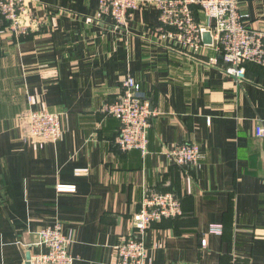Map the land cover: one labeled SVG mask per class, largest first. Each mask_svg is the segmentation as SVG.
<instances>
[{"label":"crops","instance_id":"obj_1","mask_svg":"<svg viewBox=\"0 0 264 264\" xmlns=\"http://www.w3.org/2000/svg\"><path fill=\"white\" fill-rule=\"evenodd\" d=\"M239 1L246 24L264 30V0ZM27 9L43 24L20 37L0 15V264H26L30 248L45 249L39 231L56 223L72 234L71 264H117L115 246L145 194L168 191L183 214L144 234L147 264H264V66L247 63L241 81L227 76L210 46L192 53L164 40L153 5L125 28L98 18L99 0ZM128 78L158 112L146 154L121 150L118 118L101 112ZM30 109L63 114L59 141L27 137ZM184 142L201 145L199 165L167 156ZM212 224L223 232L210 233Z\"/></svg>","mask_w":264,"mask_h":264},{"label":"built area","instance_id":"obj_2","mask_svg":"<svg viewBox=\"0 0 264 264\" xmlns=\"http://www.w3.org/2000/svg\"><path fill=\"white\" fill-rule=\"evenodd\" d=\"M39 2L41 0H0V15L9 32L20 37L39 28L43 20L27 9L29 4ZM147 5L158 10L157 31L164 40L173 41L192 53L210 46L220 54L227 76L241 81L246 78L247 63L264 66V30L246 24L239 0H99L97 16L99 19L109 18L115 28H125L134 13ZM195 8L202 10L208 19L207 24L198 20ZM205 32H210L211 44L204 42ZM212 62L220 64L216 58ZM101 112L118 118L120 131L116 142L121 150L148 152L151 120L158 112L143 93L140 83L128 78L121 96L102 106ZM27 127V137L38 146L57 142L63 135V114L30 109ZM256 134L264 137L263 124L257 125ZM166 154L179 166H196L203 158L201 145L197 142L178 144ZM58 190L70 192L75 188L59 186ZM182 214V202L175 192H147L140 209L132 217V231L115 246L117 264H147L148 247L144 234L153 224ZM209 232L220 234L223 225L212 224ZM38 234V245L45 249L31 254V264H71L73 256L69 247L73 238L71 233L64 232L61 223L43 227ZM201 244L205 248L206 239Z\"/></svg>","mask_w":264,"mask_h":264},{"label":"water","instance_id":"obj_3","mask_svg":"<svg viewBox=\"0 0 264 264\" xmlns=\"http://www.w3.org/2000/svg\"><path fill=\"white\" fill-rule=\"evenodd\" d=\"M203 39H204V42L206 44H211L212 39H211L210 32H205L203 34ZM26 256H27V262H26V264H31V262H30V258H31V248L29 249V252H27V255Z\"/></svg>","mask_w":264,"mask_h":264},{"label":"trees","instance_id":"obj_4","mask_svg":"<svg viewBox=\"0 0 264 264\" xmlns=\"http://www.w3.org/2000/svg\"><path fill=\"white\" fill-rule=\"evenodd\" d=\"M198 9V8H197Z\"/></svg>","mask_w":264,"mask_h":264}]
</instances>
